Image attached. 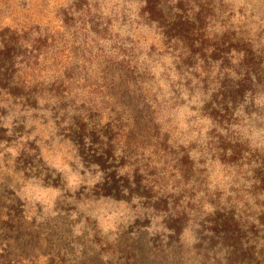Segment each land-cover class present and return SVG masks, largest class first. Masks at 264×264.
I'll return each mask as SVG.
<instances>
[{
  "label": "rangeland",
  "instance_id": "1",
  "mask_svg": "<svg viewBox=\"0 0 264 264\" xmlns=\"http://www.w3.org/2000/svg\"><path fill=\"white\" fill-rule=\"evenodd\" d=\"M0 70V252L18 214L86 264L171 229L225 264L221 218L264 264V0H0Z\"/></svg>",
  "mask_w": 264,
  "mask_h": 264
},
{
  "label": "trees",
  "instance_id": "2",
  "mask_svg": "<svg viewBox=\"0 0 264 264\" xmlns=\"http://www.w3.org/2000/svg\"><path fill=\"white\" fill-rule=\"evenodd\" d=\"M8 77L6 70H0V79H6ZM107 181L101 187H107ZM121 189H126L124 185L118 186L117 182H114V190L119 191ZM6 222L9 224V227L6 229L5 234H3V240H5V245L2 246L0 252V264H24L25 262L33 259L34 253L43 254L46 257V264H86L89 263L87 258H84V250L81 252L73 251L69 252L64 245L52 244V240L41 241L34 231L29 230V235L21 233V219L19 215H7L5 216ZM2 218V216H0ZM3 224V223H1ZM224 224L221 221V218H217L213 223L212 231L218 232L219 228L222 229V239L225 243V253L226 263L231 264V261H234L237 257L243 255L241 248L238 245V238L235 235V232H230L227 228L223 226ZM41 232V230H37ZM171 236H169V241L164 245L163 248L159 249L154 248V250L146 249L143 246L135 245V243L126 242L123 240L119 244L118 253L108 257L107 262L103 264H206V261L216 260L215 264H220L223 259H210L208 258V253L210 249L202 250V247H205L202 243H199L195 247L194 251L197 252H188L183 251L182 254L178 252H173L171 254H164V251L168 250L171 243L179 238V231L176 229H171ZM10 234V235H9ZM28 237V241H26ZM208 240V239H204ZM31 253V254H30ZM187 254V256H182ZM192 256V260L190 258ZM207 256V258H206ZM195 259V262L193 260ZM92 258H89L91 260ZM206 259V261H205ZM92 264H97V261H93Z\"/></svg>",
  "mask_w": 264,
  "mask_h": 264
}]
</instances>
